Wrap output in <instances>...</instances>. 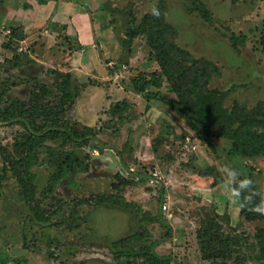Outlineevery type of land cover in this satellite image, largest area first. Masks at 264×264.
Masks as SVG:
<instances>
[{"label": "rangeland", "instance_id": "374dc122", "mask_svg": "<svg viewBox=\"0 0 264 264\" xmlns=\"http://www.w3.org/2000/svg\"><path fill=\"white\" fill-rule=\"evenodd\" d=\"M31 1L36 7L25 0L0 4V95L6 92L0 105L16 97L29 100L40 83L56 92L60 76L55 71L71 72L81 89L64 117L89 139L79 144L54 138L38 146V161L30 169L37 174L38 202L50 207L49 221L41 222L23 200L13 166L27 153L29 129L21 123L0 124V264H145L140 256L145 245L171 256L169 264H214L203 259L197 235L213 212L220 213L226 233L243 238L241 264H264L253 258L256 228L264 220L241 214L219 171L227 165L252 172L264 195V154H231V141L206 122L217 143L213 149L179 112L134 86L135 79L161 70L153 48L158 30L169 45L218 65L210 87L223 91L225 106L264 104V0H202L213 22L189 12V0H73L90 14L93 39L88 44L79 43L74 34L66 36L65 24L48 25L54 0ZM15 2L16 9L7 11L4 5ZM153 3L160 10V25L147 17ZM11 15L29 18L26 31L20 26L23 39L15 43L25 55L21 63L10 61L15 55L6 45V30L15 26L7 19ZM147 18L152 31L136 35L128 45L129 33ZM231 32L244 33L247 40L234 47ZM161 92L178 98L167 78ZM61 149L80 153L89 168L62 173L48 198L45 188L55 185V155ZM154 170L160 171L158 176ZM140 233L142 239L134 237ZM128 235L132 239L124 246L132 253L121 255L117 240Z\"/></svg>", "mask_w": 264, "mask_h": 264}, {"label": "trees", "instance_id": "16d2710c", "mask_svg": "<svg viewBox=\"0 0 264 264\" xmlns=\"http://www.w3.org/2000/svg\"><path fill=\"white\" fill-rule=\"evenodd\" d=\"M191 5L187 6L189 12H197L205 20L214 21L211 11L202 0H189ZM8 0H0V4L7 3ZM149 19L157 21L158 25L162 19L152 14H148ZM144 19L137 29L129 33L125 42L130 45L132 39L142 33L151 32L152 29ZM22 25L11 27L10 40L6 44L12 48L15 58L10 60L13 63H21L23 55L20 48L16 46V41L23 39ZM154 33L157 40L153 48L156 50V58L161 66L160 71H155L153 75H144L134 80L135 89L143 93L148 99H156L169 105L173 110L179 112L193 128V130L206 140L213 149L217 148V143L210 137V131L206 125L217 126V135L231 141V151L233 155L240 157H254L264 154V104L258 102L252 108L235 104L232 107L224 105L223 99L226 95L217 88L210 87V81L213 75L219 71L218 65L211 59L194 57L187 49L180 45H169L161 40L158 30ZM130 39V40H129ZM230 39L234 47L238 48L240 42L247 40L244 33L236 34L231 32ZM31 62L32 59L26 60ZM60 78L56 81L57 91H52L49 84L40 83L31 93L29 100H23L16 97L8 101L7 106L0 105V124L21 123L29 129L27 144V153L25 157L13 162L15 176L22 189V198L29 205L34 218L41 222H48L46 214L50 207H42L39 203L38 185L36 182L37 174L31 171V164L38 161V146L47 139H62L63 142L87 141L89 135L80 133L78 129L67 124L64 114L75 104L81 85L75 79L71 72L55 71ZM165 78L174 84V89L178 98H171L161 92V87ZM156 87V90L151 89ZM3 92L1 98L5 95ZM52 97V99L50 98ZM62 142V143H63ZM155 150L158 148V142L154 141ZM11 160V159H10ZM55 161L59 167V172L55 174L53 183L45 188V197L50 198L55 192L56 182L62 179V173L80 170H87L89 164L86 163L80 153L59 150L55 155ZM24 165L23 171L18 170V166ZM242 175L240 179L248 177L253 181L252 204L241 209V214L247 220H264V215L252 211L255 204L264 199V195L256 182L252 172L237 170ZM207 175H213V172H205ZM1 176V175H0ZM124 181L128 182L127 179ZM218 179L214 180L217 184ZM118 186V185H117ZM50 212V211H49ZM220 213H209L201 222L198 228V241L201 247L203 259H209L214 264H227L231 259L234 264H241L242 257L239 252L242 251L243 238L239 235H230L226 233L222 223H219ZM131 236L123 237L117 240L121 244L119 254L130 255L132 250L127 249L124 243L131 241ZM144 233L136 234L134 237L142 239ZM254 246H256V255L254 259L264 261V226H258L254 237ZM124 247H123V246ZM123 248V249H122ZM140 256L144 258L145 264H166L170 263L171 256L159 255L155 252L153 245H145L140 249ZM118 255V254H117ZM139 255V254H138ZM119 256V255H118ZM168 263V264H169Z\"/></svg>", "mask_w": 264, "mask_h": 264}, {"label": "crops", "instance_id": "0c3cea01", "mask_svg": "<svg viewBox=\"0 0 264 264\" xmlns=\"http://www.w3.org/2000/svg\"><path fill=\"white\" fill-rule=\"evenodd\" d=\"M28 1L29 3H31L33 5V7H36V5H34V3L31 0H25ZM46 2V0H44ZM55 2V9L52 11V16L51 19H47L46 22L48 21V25L50 23L51 26H58L61 24H65L63 25L66 29H65V35L66 36H70L71 34H74L73 36H75V39L78 40V42H84V43H91L92 39H93V34L91 32L92 28H93V24H90V14L89 12L85 11V9L83 8V6H78L73 0H54ZM60 9L56 10V6L58 3H60ZM18 5V3H13V4H6L4 5L5 8H7V11L9 10V12L12 13V11H14L16 9V6ZM69 11H66L65 9H67ZM58 18H62L63 21H60ZM9 21L14 24L15 26H19V25H24V29L26 31V28H28L29 25V18H25L24 20H22L21 18L15 16V15H11L9 18ZM50 20V22H49ZM45 22V23H46ZM53 31H55V29H53Z\"/></svg>", "mask_w": 264, "mask_h": 264}, {"label": "clouds", "instance_id": "9594fccd", "mask_svg": "<svg viewBox=\"0 0 264 264\" xmlns=\"http://www.w3.org/2000/svg\"><path fill=\"white\" fill-rule=\"evenodd\" d=\"M151 14L156 17L160 16V10L156 3H153L151 6ZM219 171L226 177L225 185L229 188L232 202L239 205L241 208L252 204L253 196L255 195L251 191L253 188V181L248 177L240 179L242 174L235 168L227 165ZM251 210L264 215V199H261L260 203L255 204Z\"/></svg>", "mask_w": 264, "mask_h": 264}, {"label": "built area", "instance_id": "2783aa9c", "mask_svg": "<svg viewBox=\"0 0 264 264\" xmlns=\"http://www.w3.org/2000/svg\"><path fill=\"white\" fill-rule=\"evenodd\" d=\"M6 33L7 34H10L11 33V29L8 28L6 30ZM159 170H154V171H151V173L153 174V176H158L159 175ZM164 211L166 212V214L171 217L173 215L172 211H171V208L168 206L167 203L164 204Z\"/></svg>", "mask_w": 264, "mask_h": 264}]
</instances>
